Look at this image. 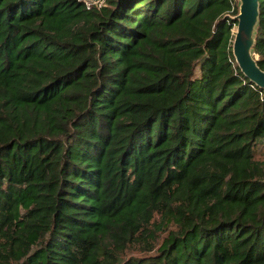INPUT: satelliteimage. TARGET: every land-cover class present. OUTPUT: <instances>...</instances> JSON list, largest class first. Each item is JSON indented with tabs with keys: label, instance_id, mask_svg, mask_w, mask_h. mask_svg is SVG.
I'll return each mask as SVG.
<instances>
[{
	"label": "trees",
	"instance_id": "1",
	"mask_svg": "<svg viewBox=\"0 0 264 264\" xmlns=\"http://www.w3.org/2000/svg\"><path fill=\"white\" fill-rule=\"evenodd\" d=\"M237 11L0 0V264H264V88L233 56Z\"/></svg>",
	"mask_w": 264,
	"mask_h": 264
},
{
	"label": "water",
	"instance_id": "2",
	"mask_svg": "<svg viewBox=\"0 0 264 264\" xmlns=\"http://www.w3.org/2000/svg\"><path fill=\"white\" fill-rule=\"evenodd\" d=\"M237 6L238 11L233 16L237 23L232 40V53L244 75L264 88V69L258 65L252 51L259 16V1L237 0Z\"/></svg>",
	"mask_w": 264,
	"mask_h": 264
},
{
	"label": "built area",
	"instance_id": "3",
	"mask_svg": "<svg viewBox=\"0 0 264 264\" xmlns=\"http://www.w3.org/2000/svg\"><path fill=\"white\" fill-rule=\"evenodd\" d=\"M105 1L106 0H82L84 6L88 9L93 7H100L101 5L105 4Z\"/></svg>",
	"mask_w": 264,
	"mask_h": 264
},
{
	"label": "rangeland",
	"instance_id": "4",
	"mask_svg": "<svg viewBox=\"0 0 264 264\" xmlns=\"http://www.w3.org/2000/svg\"><path fill=\"white\" fill-rule=\"evenodd\" d=\"M235 28H236V25H234L233 27H232V30L234 31L235 30ZM136 253V252H135Z\"/></svg>",
	"mask_w": 264,
	"mask_h": 264
}]
</instances>
